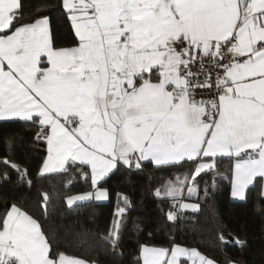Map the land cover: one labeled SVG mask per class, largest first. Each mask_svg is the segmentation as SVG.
<instances>
[{
    "label": "snow or ice",
    "instance_id": "snow-or-ice-1",
    "mask_svg": "<svg viewBox=\"0 0 264 264\" xmlns=\"http://www.w3.org/2000/svg\"><path fill=\"white\" fill-rule=\"evenodd\" d=\"M60 7L72 46L55 43L47 15L26 19L22 0H0V121L38 129L36 139L47 146L40 174L90 177L94 191L67 196V205L107 199L101 182L121 166L142 170L144 162L191 166L155 189L172 202L170 222L199 209L187 201L207 197L210 189L196 181L216 168L217 157L235 161L234 198L264 180V0H61ZM0 162L32 184L27 168L8 157ZM42 197L46 207L50 197ZM125 211L116 209L106 238L113 254ZM218 238L231 243L223 232ZM187 262L216 264L180 244H143L137 258ZM0 264L92 262L53 251L41 222L13 202L0 215Z\"/></svg>",
    "mask_w": 264,
    "mask_h": 264
},
{
    "label": "trees",
    "instance_id": "trees-1",
    "mask_svg": "<svg viewBox=\"0 0 264 264\" xmlns=\"http://www.w3.org/2000/svg\"><path fill=\"white\" fill-rule=\"evenodd\" d=\"M26 19L38 13L50 18L54 41L58 46H72L75 39L70 21L60 7L61 0H22ZM38 129L30 122L0 121V161L10 158L27 168L32 180L29 186L18 174L0 162V173L11 179H0V215L13 202L27 210L41 224L53 245V251H63L98 264H137L140 246L171 247L180 244L197 248L218 264L240 261L242 264H264V197L261 180L249 186L242 200L230 197L233 159L217 157V166L201 174L197 184L210 189L207 197L201 193L196 211L183 210L176 222L167 220L171 201L157 198L155 189L183 169L157 168L144 162L142 170L121 166L101 182L108 190L104 201L88 199L69 206V195L93 191L90 177L76 171L40 174L45 158V142L36 139ZM85 171H88L85 169ZM47 193L50 202L42 203ZM127 198V203L124 202ZM125 207L120 228L119 246L113 254L107 242L114 227L115 212ZM231 243L223 244L220 233ZM244 241V246L236 243Z\"/></svg>",
    "mask_w": 264,
    "mask_h": 264
},
{
    "label": "crops",
    "instance_id": "crops-1",
    "mask_svg": "<svg viewBox=\"0 0 264 264\" xmlns=\"http://www.w3.org/2000/svg\"><path fill=\"white\" fill-rule=\"evenodd\" d=\"M45 148H46V153H45V158H46V155H47V146H46V143H45ZM44 158V159H45ZM234 163H235V161H233V164H232V170H233V165H234ZM42 165V164H41ZM41 168V167H40ZM39 172H40V170H39ZM56 172H58V171H56ZM46 174V173H45ZM231 180H232V175H231ZM261 180V196H263L264 197V180H262V179H260ZM93 191H94V189H93ZM231 192H232V184L230 185V197L233 199V200H242V199H240V198H234V197H232V195H231ZM80 194H83V193H80ZM74 195H76V194H74ZM90 199H94V200H96L94 197L93 198H90ZM104 200H106V199H104ZM104 200H97V201H104ZM78 202V201H77ZM182 246V245H181ZM155 247H159V246H155ZM172 247V246H171ZM183 247H185V246H183ZM166 248H170V247H166ZM187 248H189V247H187ZM139 255H140V253H139ZM92 264H98V263H94V262H92ZM187 264H190V262H187ZM216 264H218V263H216ZM228 264H231V262H229Z\"/></svg>",
    "mask_w": 264,
    "mask_h": 264
},
{
    "label": "rangeland",
    "instance_id": "rangeland-1",
    "mask_svg": "<svg viewBox=\"0 0 264 264\" xmlns=\"http://www.w3.org/2000/svg\"><path fill=\"white\" fill-rule=\"evenodd\" d=\"M76 195H78V194H76ZM185 195H186V192H185ZM193 198H190L187 202H196V201H194V200H192Z\"/></svg>",
    "mask_w": 264,
    "mask_h": 264
}]
</instances>
